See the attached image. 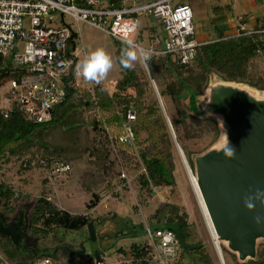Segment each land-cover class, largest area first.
Segmentation results:
<instances>
[{
    "label": "trees",
    "instance_id": "16d2710c",
    "mask_svg": "<svg viewBox=\"0 0 264 264\" xmlns=\"http://www.w3.org/2000/svg\"><path fill=\"white\" fill-rule=\"evenodd\" d=\"M109 1L118 5L122 0ZM190 2L192 4L195 2L196 7L207 9L208 24L214 31V38L197 49L196 57L190 66L179 65L176 57L172 55L151 57L148 61L149 75L147 76L142 65L123 69L119 64L122 78L117 82L113 92L109 93L106 88L99 85L91 90L67 86L64 102L55 107L52 121L46 124H37L26 117L19 108H14L8 118L0 116V173L2 164L11 158H16L20 160L23 172L38 169L46 174L42 181L46 187L56 178L71 174L70 162L80 160L86 152H90L91 163L97 167L98 171L108 173L112 170L114 162L110 160L105 141L103 142L97 134L92 146L86 144L85 128L90 126L94 131L106 129L112 133L123 158L125 154L132 155L134 149L139 150V158L145 167V174L138 177V185L147 194L151 195L153 188L172 187L175 184L174 144L161 108L153 98L149 77L161 88V97H169L174 103L176 118L171 120V125L176 140L186 154L195 174V159L198 155L189 150L186 142L199 139L202 136V130L188 121L189 114L183 105H187L186 107H189L193 114L201 116L209 114L207 109L209 97L207 103L202 104L197 102V98L208 89L212 78L217 82L210 88L221 84L222 81H234L247 83V86L251 88L264 91V33H250L264 31V20L253 30L244 29L238 35L226 38L221 24L225 21L226 12L231 10L230 5H221V0H190ZM157 24L147 26L146 30L152 35L162 34V25ZM156 28H160L159 31ZM144 31L140 29L139 38L143 37ZM74 37L76 38V35H73V39ZM75 46L76 43L71 41L70 49ZM120 46L121 48L116 51L118 62L124 45L120 44ZM5 63L6 60L0 56V72L4 74L3 81L6 80L5 72L8 70L6 68L10 66ZM69 79L74 80L71 77ZM131 107H134L136 111L134 147L117 141L121 134V124ZM92 110L96 114L89 122L86 115ZM214 126L217 127L215 122ZM89 147H91L90 151ZM61 164L70 165L71 170L55 175L54 168ZM98 182L99 178L95 174H88L83 183L86 193L94 198V202L88 205L90 209L95 208L100 201L99 196L94 193L99 187ZM21 197V193L16 192L10 184L0 178L2 217H9L13 212L11 202ZM57 206L44 193L36 199L27 222L31 236L46 238L52 233L56 236L58 229L80 231L87 229L88 225L93 223L89 214H75L61 210ZM2 217H0V230L2 226H5V220ZM149 221L147 225L152 229H167L175 234L182 249L175 264H212L205 246L199 239L194 226L189 223L188 214L184 209L172 203H161L154 210ZM12 228L16 229V227ZM226 248L242 264H264V244H256L255 258L244 260L227 244ZM226 248L223 249L227 251ZM128 253L127 261H130L128 263L125 261V264H151L144 260L150 254L147 241L146 244L133 243ZM41 257H48L53 263L52 257L48 255ZM94 258L90 257L83 261L85 264H93ZM33 262L34 260H30L29 264Z\"/></svg>",
    "mask_w": 264,
    "mask_h": 264
},
{
    "label": "rangeland",
    "instance_id": "374dc122",
    "mask_svg": "<svg viewBox=\"0 0 264 264\" xmlns=\"http://www.w3.org/2000/svg\"><path fill=\"white\" fill-rule=\"evenodd\" d=\"M260 1L262 0H254L253 2L261 5ZM182 2L188 3L192 7L195 28L200 23L198 28H196V33L200 32L203 34L204 28L208 26L205 21L199 22V20L205 15L207 9L196 7L195 2L193 5L190 0H182ZM199 3L203 6L201 1ZM239 10L237 8V11ZM208 19L209 16L207 17ZM63 20L78 32V47H84V52L78 58V65L86 55L96 48H104L113 60L112 69L99 83L86 79L79 72V88L85 90L90 88L91 90L96 85H99L106 88L109 93L113 92L117 82L122 78L121 69L116 57L117 49L121 48L120 44L102 31L86 23H79L77 25L68 16H64ZM152 24L156 25L157 23L141 15L137 31L130 35L129 39H132L135 43H140L143 47H147L148 40L152 34L146 29L147 26H151ZM140 29L145 30L142 38H139ZM156 29L159 31L160 28ZM139 66H141L139 62H135L133 65V67ZM146 73L148 76L149 71L146 70ZM213 79L210 80L211 85H209L208 89L197 98L198 103H207L209 88L217 82ZM148 81L153 98L158 102L164 120L172 135V142L174 144L173 176L175 184L172 187L153 188L152 194H147L138 185V177L145 174V167L139 158V150L136 148L132 155L125 154L123 158L112 133L106 129L99 132L94 131L90 126H86L85 128L86 144L92 146V142L97 134H99L103 142L105 141V148L109 151L110 160L114 162L112 170L108 173L98 171L97 167L91 163L90 152H86L80 160L70 162L72 166L71 174L68 176L62 175L56 178L54 182H51L52 184L49 183L44 187L42 181L43 177L47 176L46 174L38 169L23 172L20 167V160L11 158L1 165L0 178L10 184L16 192L21 193L22 197L19 200L11 202L13 212L7 217L8 219L2 217V203L0 200V217L5 220V226L3 227L11 229H13L12 227H16V232L19 235V237H16L9 233H3L0 230V254L6 261L10 264H29L30 260L33 261L37 257L48 255L53 258L54 264H85L83 260L95 257L97 252L103 254L100 257L105 255L104 258L107 264H125V261L129 257L130 246L133 243L146 244L145 226L150 222V216L154 210L159 204L168 202L178 205L188 214V221L194 226L199 239L211 258L212 264H242L226 248L227 243L218 240V247L214 243L184 161L194 178H196V168L194 174L186 154L182 151V147L176 140L171 125V120L176 118L174 103L169 97H161V88L153 80H150L149 77ZM220 81L222 80L220 79ZM221 84L242 88L255 94V96L264 98V91L251 88L247 86V83L222 81ZM186 106L183 105V108L188 111V121L193 126L202 130V136L199 139L186 142L189 150L199 157L210 150L222 148L226 144L227 137L222 129L221 117L210 113L205 116L196 115ZM95 114L93 110L87 113L86 116L89 122L92 121ZM214 122L217 124V127L214 126ZM88 150L90 151L91 147ZM122 170L126 171L128 176L132 178V185L131 188H124L117 194L115 190L120 185L119 176ZM88 174H95L99 178V187L94 193L99 196L100 201L93 209L88 208V205L94 202V198L91 194L86 193L83 188L84 180ZM46 190L51 191L47 192ZM42 193L46 194L61 210L75 214H89L93 219L95 240L91 238L88 228L74 232L58 229L56 236L52 233L46 238L31 236L27 226L28 217L36 199ZM105 195H111V199L107 202L104 201ZM258 244H264V239L257 240ZM223 248H226L227 251ZM218 251L221 256H219Z\"/></svg>",
    "mask_w": 264,
    "mask_h": 264
},
{
    "label": "built area",
    "instance_id": "2783aa9c",
    "mask_svg": "<svg viewBox=\"0 0 264 264\" xmlns=\"http://www.w3.org/2000/svg\"><path fill=\"white\" fill-rule=\"evenodd\" d=\"M141 15L160 23L162 34L151 35L147 47L135 43L139 49L149 51L150 58L172 55L184 67L193 63L203 44L196 38L193 9L182 0H122L118 5L109 0H0V56L5 65L10 64L5 81L0 72V116L6 119L19 108L35 123H49L55 107L66 98L67 86H80L77 62L84 47H78L79 34L64 22V16L124 45L137 31ZM71 41L76 46L70 49ZM135 121L136 111L131 107L121 124L118 143L134 147ZM70 170V165L61 164L53 171L58 175ZM119 179L116 193L131 188L132 178L126 171L120 172ZM109 199L111 195L104 196L105 202ZM145 235L150 249L146 262L175 264L182 249L172 231L146 225ZM101 255L93 264H107ZM0 264L10 263L0 254ZM33 264L53 263L48 257H40Z\"/></svg>",
    "mask_w": 264,
    "mask_h": 264
},
{
    "label": "water",
    "instance_id": "95a60500",
    "mask_svg": "<svg viewBox=\"0 0 264 264\" xmlns=\"http://www.w3.org/2000/svg\"><path fill=\"white\" fill-rule=\"evenodd\" d=\"M208 113L222 119L226 144L236 149L232 159L223 148L195 159L196 181L212 227L219 241L240 258H255L257 240L264 239V226L254 222L264 207H245V199L264 189V98L245 89L217 84L210 90ZM95 240L93 223L88 225ZM3 233L19 237L16 229L1 227ZM95 260H99L96 252Z\"/></svg>",
    "mask_w": 264,
    "mask_h": 264
},
{
    "label": "clouds",
    "instance_id": "9594fccd",
    "mask_svg": "<svg viewBox=\"0 0 264 264\" xmlns=\"http://www.w3.org/2000/svg\"><path fill=\"white\" fill-rule=\"evenodd\" d=\"M150 59L149 51L139 49L132 39L124 41V47L121 50L119 64L123 69H131L135 62H139L145 70L149 69L148 61ZM113 67L111 55L104 48H96L84 57L77 66V70L86 78L99 83L106 77ZM225 158L232 159L236 155V149L229 144L222 149ZM259 203L264 207V189H257L254 195H249L245 199V207L253 209ZM254 222L257 226H264V215H256Z\"/></svg>",
    "mask_w": 264,
    "mask_h": 264
},
{
    "label": "crops",
    "instance_id": "0c3cea01",
    "mask_svg": "<svg viewBox=\"0 0 264 264\" xmlns=\"http://www.w3.org/2000/svg\"><path fill=\"white\" fill-rule=\"evenodd\" d=\"M140 1L143 2L145 0ZM253 1L254 0H221V5H230L231 7V10L226 12L225 21L221 24V29L226 38L238 35L241 29L253 30L262 24L264 20V0L260 1L262 3L261 5ZM237 8L240 10L237 11ZM207 17L208 13L206 12L199 22L205 21L208 27L204 28L203 34L200 32L196 34L197 40L202 44L214 38V31L210 28ZM199 25L197 24L196 28H198Z\"/></svg>",
    "mask_w": 264,
    "mask_h": 264
},
{
    "label": "bare ground",
    "instance_id": "6f19581e",
    "mask_svg": "<svg viewBox=\"0 0 264 264\" xmlns=\"http://www.w3.org/2000/svg\"><path fill=\"white\" fill-rule=\"evenodd\" d=\"M184 163H185L184 165H185V167H186V169H187V171H188V174H189V176H190V179H191V182H192V186H193V189H194L195 195H196V197H197V199H198V202H199V205H200V207H201V209H202V213H203L204 219H205V221H206V223H207V226H208V228H209V230H210V233H211V235H212V239H213L214 243L216 244V246L218 247V237L216 236V234H215V232H214V229H213V227H212L211 221H210V219H209V216H208V213H207L206 207H205V205H204V202H203L202 196H201L200 191H199V188H198V184H197L196 178H194V177L190 174V172H189V168H188V166H187V164H186L185 161H184ZM218 253H219V256H221L219 251H218Z\"/></svg>",
    "mask_w": 264,
    "mask_h": 264
}]
</instances>
